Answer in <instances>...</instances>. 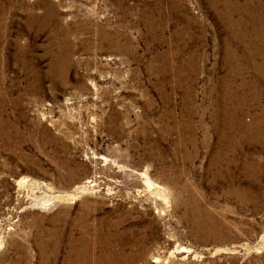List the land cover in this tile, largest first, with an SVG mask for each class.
<instances>
[{
  "label": "rangeland",
  "instance_id": "374dc122",
  "mask_svg": "<svg viewBox=\"0 0 264 264\" xmlns=\"http://www.w3.org/2000/svg\"><path fill=\"white\" fill-rule=\"evenodd\" d=\"M84 263L264 264V0H0V264Z\"/></svg>",
  "mask_w": 264,
  "mask_h": 264
},
{
  "label": "bare ground",
  "instance_id": "6f19581e",
  "mask_svg": "<svg viewBox=\"0 0 264 264\" xmlns=\"http://www.w3.org/2000/svg\"><path fill=\"white\" fill-rule=\"evenodd\" d=\"M155 261H157V260H155ZM85 264V263H84Z\"/></svg>",
  "mask_w": 264,
  "mask_h": 264
}]
</instances>
